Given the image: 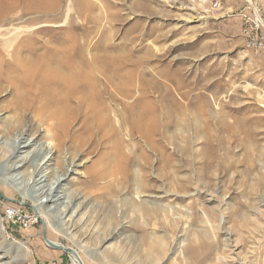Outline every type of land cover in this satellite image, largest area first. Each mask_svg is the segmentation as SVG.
Wrapping results in <instances>:
<instances>
[{
    "label": "rangeland",
    "instance_id": "1",
    "mask_svg": "<svg viewBox=\"0 0 264 264\" xmlns=\"http://www.w3.org/2000/svg\"><path fill=\"white\" fill-rule=\"evenodd\" d=\"M42 1L57 5L41 18L45 41L87 37L122 68L123 91L112 80L100 98L124 122L103 136L79 117L75 145L53 138L43 185L54 171L67 177L57 194L72 217L62 218L48 192L26 188L23 200L2 182L13 164L29 177L34 160L17 156L46 141L50 123L12 111L0 86V264H71L44 236L89 264H264V0ZM16 136L33 146L11 153Z\"/></svg>",
    "mask_w": 264,
    "mask_h": 264
},
{
    "label": "bare ground",
    "instance_id": "2",
    "mask_svg": "<svg viewBox=\"0 0 264 264\" xmlns=\"http://www.w3.org/2000/svg\"><path fill=\"white\" fill-rule=\"evenodd\" d=\"M55 6L57 5H48L42 0H0V86L4 84L13 92L12 111H30L33 116L41 118L45 123H50L49 128L45 129L47 140L27 151L22 157L17 156L20 159L18 158L16 163L26 161L31 163L34 160V170L38 172L33 170L28 178L22 180L18 172L22 165L13 164L6 171L7 174L15 173L11 177H4L2 182L6 181L12 188L20 191L23 200L30 197L26 192L28 189L42 191L43 194L48 192V199L43 203L61 201L59 206L62 207V218H71L72 216L68 215L71 206L69 196L65 194L66 192L60 196L57 194L67 177L61 178L57 176L58 172L54 171V182L46 187L43 185L45 178L52 172L49 170L50 163L48 162L55 152L53 151V138L64 139L67 134H70V139L74 144L77 128L91 126V124H96L98 132L104 136L109 133L106 127L114 126L112 122L117 125L115 130L117 129L118 132L119 128L123 127H121L124 122L123 117L121 124L118 125L117 111H105V100L102 101L100 97L108 93L112 80H118L114 86L122 92L123 74L121 78L115 77L119 76L122 68L117 64L112 66L105 45L98 43L94 45L95 47H90L87 37L80 39L71 32H67L63 38L61 34H56L48 40L49 42L45 41V26L41 18L48 9L54 10ZM92 49H97L99 52L94 54L91 52ZM97 103H100V107L102 106L101 111H98ZM72 105H76L79 109L84 106L85 110L90 111H73L75 107ZM154 116V114L148 115L151 127L155 126ZM79 117H82L84 121ZM81 120L82 125L79 124L76 129L72 130V124L75 121L81 123ZM134 122L137 125L140 124L138 119ZM32 144V141L16 136L9 145L12 148L11 153H19L20 150L33 146ZM33 202L37 216L45 220L42 204L36 198ZM50 242L64 250H71L64 251L69 256L71 264H84L75 249Z\"/></svg>",
    "mask_w": 264,
    "mask_h": 264
},
{
    "label": "built area",
    "instance_id": "3",
    "mask_svg": "<svg viewBox=\"0 0 264 264\" xmlns=\"http://www.w3.org/2000/svg\"><path fill=\"white\" fill-rule=\"evenodd\" d=\"M255 21L256 23L254 24V26L256 27V29H258L260 26L263 25V23L260 20H258L257 16L255 17ZM260 46L262 45L260 44ZM7 215L10 216L9 220L11 221H14L15 218L19 217V214L17 213V211L12 210V209H9L7 211ZM23 225L24 227H27V224L25 223V221H23ZM51 264H56V263L52 262Z\"/></svg>",
    "mask_w": 264,
    "mask_h": 264
},
{
    "label": "water",
    "instance_id": "4",
    "mask_svg": "<svg viewBox=\"0 0 264 264\" xmlns=\"http://www.w3.org/2000/svg\"><path fill=\"white\" fill-rule=\"evenodd\" d=\"M44 242H45L46 245L49 246L50 248H53V249H59V250L63 249V248H61V247H59V246H57V245L52 244L49 240H47V239L45 238V236H44ZM63 251L68 252V251H71V250H64V249H63Z\"/></svg>",
    "mask_w": 264,
    "mask_h": 264
},
{
    "label": "crops",
    "instance_id": "5",
    "mask_svg": "<svg viewBox=\"0 0 264 264\" xmlns=\"http://www.w3.org/2000/svg\"><path fill=\"white\" fill-rule=\"evenodd\" d=\"M84 261V260H83ZM84 263H85V261H84ZM85 264H89L87 261H86V263Z\"/></svg>",
    "mask_w": 264,
    "mask_h": 264
}]
</instances>
